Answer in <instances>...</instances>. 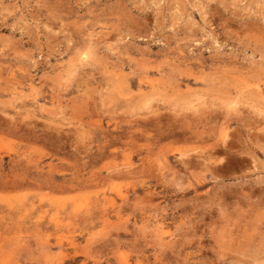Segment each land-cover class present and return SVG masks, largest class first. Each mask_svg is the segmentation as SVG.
Returning a JSON list of instances; mask_svg holds the SVG:
<instances>
[{"label":"rangeland","instance_id":"rangeland-1","mask_svg":"<svg viewBox=\"0 0 264 264\" xmlns=\"http://www.w3.org/2000/svg\"><path fill=\"white\" fill-rule=\"evenodd\" d=\"M0 264H264V0H0Z\"/></svg>","mask_w":264,"mask_h":264},{"label":"bare ground","instance_id":"bare-ground-1","mask_svg":"<svg viewBox=\"0 0 264 264\" xmlns=\"http://www.w3.org/2000/svg\"><path fill=\"white\" fill-rule=\"evenodd\" d=\"M127 101V100H126Z\"/></svg>","mask_w":264,"mask_h":264}]
</instances>
